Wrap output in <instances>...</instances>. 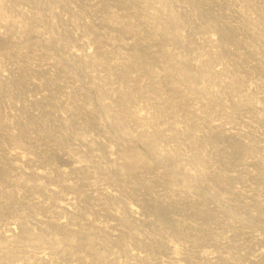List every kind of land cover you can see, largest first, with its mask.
Returning a JSON list of instances; mask_svg holds the SVG:
<instances>
[{"label": "rangeland", "instance_id": "374dc122", "mask_svg": "<svg viewBox=\"0 0 264 264\" xmlns=\"http://www.w3.org/2000/svg\"><path fill=\"white\" fill-rule=\"evenodd\" d=\"M0 264H264V0H0Z\"/></svg>", "mask_w": 264, "mask_h": 264}, {"label": "bare ground", "instance_id": "6f19581e", "mask_svg": "<svg viewBox=\"0 0 264 264\" xmlns=\"http://www.w3.org/2000/svg\"><path fill=\"white\" fill-rule=\"evenodd\" d=\"M81 50V49H80ZM61 207H63V206H61ZM132 208V207H131ZM130 208V209H131ZM132 211L134 212L135 210H131L129 213H130V215H131V213H132ZM128 213V214H129ZM135 213H137V212H135ZM133 214V213H132ZM135 215V214H134ZM133 216V215H132ZM132 218V217H131ZM134 218V217H133ZM135 220H136V218H134ZM249 237V236H248ZM251 237H253V236H251ZM248 240H249V238H248ZM253 239H251V241H252ZM250 241V240H249ZM255 243V242H254ZM257 244V243H256ZM258 258H259V256H258ZM258 258H257V260H258ZM257 262V261H256Z\"/></svg>", "mask_w": 264, "mask_h": 264}]
</instances>
